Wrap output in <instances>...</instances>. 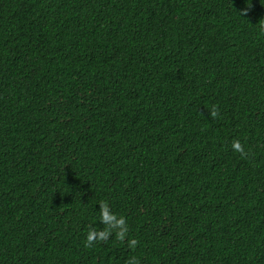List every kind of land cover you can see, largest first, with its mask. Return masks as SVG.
<instances>
[{
    "label": "trees",
    "instance_id": "obj_1",
    "mask_svg": "<svg viewBox=\"0 0 264 264\" xmlns=\"http://www.w3.org/2000/svg\"><path fill=\"white\" fill-rule=\"evenodd\" d=\"M260 19L264 0H0V264H264ZM100 201L135 249L84 247Z\"/></svg>",
    "mask_w": 264,
    "mask_h": 264
},
{
    "label": "clouds",
    "instance_id": "obj_2",
    "mask_svg": "<svg viewBox=\"0 0 264 264\" xmlns=\"http://www.w3.org/2000/svg\"><path fill=\"white\" fill-rule=\"evenodd\" d=\"M248 7H251V4H248ZM248 7L240 10V14L242 16H246L248 14ZM256 25L259 32L264 34V19H260ZM209 115L213 119L219 117L220 113L217 105H213L211 107ZM231 147L233 151L239 153L242 158L247 157L248 153L239 139L234 138L232 140ZM98 215L99 222L102 223L104 227L98 230L95 227L89 226L84 240L85 248H92L98 242H106L112 238L113 235L118 241H126L129 248L135 249L137 247L139 241L135 238L128 237L129 228L126 218L112 212L107 201L99 202ZM126 264H140V261L135 256H132L126 261Z\"/></svg>",
    "mask_w": 264,
    "mask_h": 264
}]
</instances>
